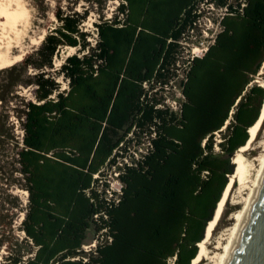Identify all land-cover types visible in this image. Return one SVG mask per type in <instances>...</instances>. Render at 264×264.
<instances>
[{"label":"trees","instance_id":"trees-1","mask_svg":"<svg viewBox=\"0 0 264 264\" xmlns=\"http://www.w3.org/2000/svg\"><path fill=\"white\" fill-rule=\"evenodd\" d=\"M202 3L226 10L207 52L185 71L177 114L159 106L157 90L175 74ZM119 10L95 23L93 47L80 27L86 12L58 11L59 25L38 50L46 62L22 59L41 69L18 152L29 192L22 227L34 252L0 264H191L197 255L231 158L261 113L264 87L246 89L264 69V0H122ZM66 45L88 52L60 65L68 83L60 90L44 67ZM143 135L145 152L119 166ZM113 166L122 182L117 202L98 188ZM90 228L98 243L85 260Z\"/></svg>","mask_w":264,"mask_h":264},{"label":"rangeland","instance_id":"rangeland-1","mask_svg":"<svg viewBox=\"0 0 264 264\" xmlns=\"http://www.w3.org/2000/svg\"><path fill=\"white\" fill-rule=\"evenodd\" d=\"M18 1L20 6L25 10V14L21 19L26 49L23 59L28 55H32L31 61L39 63L46 62V59L40 57V54H38L43 41L39 42L40 38L44 33L46 36V34L59 25L60 22L56 16L58 11L77 12L79 14L86 12V19L80 24V27L81 30L89 33L87 40L90 42L91 47L95 46L96 39L98 38L95 23L102 20H111L116 15H122L119 10L122 0ZM201 8L203 11L202 16L194 29H190L185 40L182 42L183 49L175 65L174 69L176 72L171 77V82H169L167 87L160 86L157 90V96L160 98L162 107H170L177 114L180 113L181 104L184 101L182 81L188 68L187 59L192 54L193 48L197 54H201L202 48L213 43L214 38L221 30L220 20L225 14V10L214 4L202 3ZM1 19L3 20L2 16H0ZM79 49L80 47L68 45L60 47L52 59L53 67H49L48 65L44 67L46 74L52 75L60 83V90L68 89V83L67 80L58 74V69L68 56L74 53L82 55L88 52V48L85 52L79 51ZM14 52L18 53L19 51L15 49ZM40 70L33 65H24V60L0 69V262H4L7 257H20L26 260L34 252V246L26 238L22 227V221L28 211L29 192L26 188L25 175L22 173L18 161V152L23 147V122L26 103L29 100H35L34 90L37 87L35 80L36 74L41 72ZM254 85L264 87V69H261L253 77L246 90H249ZM175 104L177 105V109L173 107ZM229 122L227 121L226 123L229 124ZM226 130L225 126L224 129L215 133V152H222L218 143L223 140ZM261 139H264V121L253 147L246 152L248 158H253L259 153L260 147L258 145ZM148 141V136L143 135L138 138V141L128 147L129 162H131V158H137L141 153L145 152ZM237 150L231 158L234 170L235 164L233 163V159ZM116 172H118V169L114 167L105 168L103 175L100 176L102 181H100V185L98 186L102 190V184H105L104 188L108 187L109 190H105L104 193L112 199H114L121 187V181H119ZM230 175H228V180H230ZM232 188L233 196L238 195L239 185L234 183ZM26 191L28 192L27 194ZM111 192L113 193L112 196ZM232 194L231 200L227 202L223 215L215 229V236L231 226L233 222L231 216L240 208V204L232 202ZM95 236L94 228H90L87 231L84 246H82L80 254L82 257H87L88 253L93 251L89 250V247L93 243Z\"/></svg>","mask_w":264,"mask_h":264},{"label":"bare ground","instance_id":"bare-ground-1","mask_svg":"<svg viewBox=\"0 0 264 264\" xmlns=\"http://www.w3.org/2000/svg\"><path fill=\"white\" fill-rule=\"evenodd\" d=\"M24 14L25 10L18 0H0V16L3 17V20H0V69L12 66L22 60L26 54L24 32L21 27ZM44 37L45 33L39 42ZM15 49L19 52L15 53ZM263 121L264 100L258 119L248 129L247 142L234 156L235 170L230 175V180L217 203L214 216L206 225L203 239L198 242V252L191 264H229L264 179V139L259 141L260 151L258 150L257 155L253 158L246 156V152L253 147L258 138ZM234 183L239 185V193L235 194L236 196L232 194ZM231 194L232 202L240 204V208L232 214L231 226L215 236V229L227 202L231 200Z\"/></svg>","mask_w":264,"mask_h":264},{"label":"water","instance_id":"water-1","mask_svg":"<svg viewBox=\"0 0 264 264\" xmlns=\"http://www.w3.org/2000/svg\"><path fill=\"white\" fill-rule=\"evenodd\" d=\"M229 264H264V179Z\"/></svg>","mask_w":264,"mask_h":264},{"label":"built area","instance_id":"built-area-1","mask_svg":"<svg viewBox=\"0 0 264 264\" xmlns=\"http://www.w3.org/2000/svg\"><path fill=\"white\" fill-rule=\"evenodd\" d=\"M213 4V3H212ZM222 10H226V8L225 7H222L221 8ZM200 19V18H199ZM198 19V20H199ZM198 20L194 23V26L191 28V29H194V27H195V25L197 24V22H198ZM215 39V38H214ZM185 40V39H184ZM183 42V41H182ZM212 44V43H211ZM211 44H208L205 48H202L201 49V54H197V52H195V50H194V48L192 49V54L191 55H189V58L187 59V63H188V68L190 67V65H191V61L195 58V57H202L206 52H207V50H208V48H209V46L211 45ZM197 49H199L198 47H197ZM187 68V69H188ZM186 69V70H187ZM185 79V78H184ZM184 79H183V81H184ZM171 80L172 79H170V81L169 82H171ZM183 81H182V89H183ZM169 82L167 83V84H165L164 85V87H167L168 86V84H169ZM159 106H161L162 107V104L160 103L159 104ZM163 107H166V106H163ZM175 109H177V105L175 104L174 106H173ZM168 108H170V107H168ZM181 109V108H180ZM170 110H172V111H174L172 108H170ZM174 112H176V111H174ZM177 113V112H176ZM225 127V126H224ZM224 127L222 128V129H224ZM221 129V130H222ZM215 133H218V132H215ZM148 145H149V141H148ZM147 148V147H146ZM139 157V156H138ZM123 162L124 163H126V162H129L128 161V159L127 158H125L124 159V161H121V162H119L118 163V165L119 166H122L123 165ZM115 169H116V167L117 166H113ZM116 174H117V177L119 178V170H118V172H116ZM96 177L97 176H99L98 174H96L95 175ZM102 181V180H101ZM119 181H120V179H119ZM104 184H102V187H104L103 186ZM121 188H122V182H121V187L119 188V192L115 195V197H114V200L117 202V201H119V195H120V193H121ZM101 190V189H100ZM106 190L108 191L109 189H108V187H106ZM113 195V193L111 192V196ZM106 196V195H105ZM106 198L107 199H112V198H109V197H107L106 196ZM97 243H98V240H97V238L95 237L94 238V241H93V243L90 245V249L89 250H93V251H95V249H96V246H97ZM83 246H84V244H83ZM85 249H87V248H85ZM75 258H79V256H77V257H75ZM85 260H87V258L86 257H83ZM172 262L174 261V260H171ZM172 264V263H171Z\"/></svg>","mask_w":264,"mask_h":264}]
</instances>
